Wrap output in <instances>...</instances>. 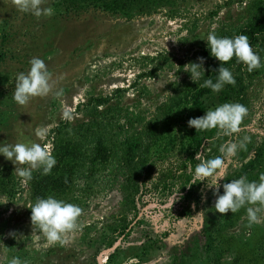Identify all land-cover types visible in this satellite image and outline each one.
<instances>
[{
	"label": "rangeland",
	"instance_id": "374dc122",
	"mask_svg": "<svg viewBox=\"0 0 264 264\" xmlns=\"http://www.w3.org/2000/svg\"><path fill=\"white\" fill-rule=\"evenodd\" d=\"M166 1L165 6L151 15L137 13L128 18L88 13L82 17L68 15L58 7L59 0H45L43 7L51 8L52 14L36 17L18 11L11 0H0V52L7 53L0 67V147L18 142L39 143L52 153V131L61 122L76 125L87 121L82 111L91 97L111 96L110 103L130 116L134 113L146 121L152 120L158 107L174 95L175 84L183 80L193 82L181 61L191 56L193 60L185 62L186 65L199 63L202 58L206 70L208 61L193 54V49L206 43L210 32L217 36L235 34L264 13V0ZM4 33L9 36L6 41ZM253 50L262 66L252 72L245 65L241 67L246 84L243 105L248 111L240 132L227 139L243 142L245 147L225 159V179L229 171L248 162L264 140V35ZM34 57L44 60L53 73L59 94L32 98L21 106L13 100L16 77L21 72L27 73ZM173 71L177 72V81L160 88ZM219 105L222 103L217 97L209 100L210 109ZM65 111L72 114L71 120L63 118ZM213 151L212 148L207 151L209 159L218 156ZM3 170H8L16 183L13 197L0 193V264H10L13 257H18L21 264L92 263L109 227L120 221L113 216L120 214L122 197L109 171L95 179L91 195L70 202L82 209L78 218L80 228L66 233L64 244L53 245L31 224V187L28 182L22 183L12 162L0 156V171ZM178 171L176 159L159 165L152 179L141 186L136 212L125 214L130 229L129 235L117 243L122 246L119 264H126L131 258L138 261L137 254H142L138 249L144 243L148 244V255L144 263L138 264L207 261L202 212L194 210L190 217H179L178 194L170 196L166 204L161 202L165 200L161 181L165 174ZM260 174H264V165ZM208 191V197H213V191L209 188ZM140 221L143 225H139ZM262 230L264 211L258 213L257 222L250 224L244 208L234 227L224 233L232 245L223 264H252L250 254L257 248L255 241L263 236ZM150 234L163 243L152 247L153 242L146 239ZM106 251L99 254L98 264L106 262L111 250ZM257 263L264 264V257Z\"/></svg>",
	"mask_w": 264,
	"mask_h": 264
},
{
	"label": "trees",
	"instance_id": "16d2710c",
	"mask_svg": "<svg viewBox=\"0 0 264 264\" xmlns=\"http://www.w3.org/2000/svg\"><path fill=\"white\" fill-rule=\"evenodd\" d=\"M166 4V0H59L58 7H62L64 13L77 17L88 13L95 16L131 18L137 13L151 15ZM241 34L248 37L252 48L258 45L260 36L264 35V13L235 34L226 33L218 37H235ZM2 37L6 41L9 36L4 33ZM209 51L207 42L193 49V54L208 61L204 75L197 83L183 80L180 84H175L174 95L158 107L152 120L146 121L141 115L134 113L130 116L119 106L110 103L111 96L91 97L83 105L82 113L87 121L76 125L69 121L61 122L52 131V155L57 163L48 175L42 174L40 169L32 172V179L28 182L32 189V205L38 198L48 196L67 203L74 202L80 196H89L95 179L106 171L112 175L117 184L116 190L122 197L120 214L113 216L120 221L109 227L106 233L109 235L101 242L93 256V262L89 264H98L99 254L106 249L111 251L105 264L120 263L122 246L117 243L129 235L130 229L125 214L136 212V200L142 193L141 186L152 179L155 169L175 159L179 162V171L165 174L160 183L165 191V200L161 202L166 204L170 196L178 194L181 201L177 210L179 217H190L194 210L202 212L206 264H223L226 255L230 253L232 244L224 233L234 227L244 208L236 213L221 215L214 208V196L208 197L210 192L206 181L192 184L195 166L200 163L194 159L196 153L202 152L204 158L209 159L207 151L212 148L213 153L221 156L219 148L229 137L218 136L216 130L196 131L189 127L188 121L190 118L203 116L210 109L209 100L214 97L222 104L243 105L246 84L241 70L242 63L233 57L228 63L220 65ZM6 55L5 51L0 52V67L5 62ZM188 60L193 58L187 56L186 60L180 62L181 66L184 67ZM220 66L232 72L235 85H225L219 93L200 87L206 79L216 81ZM263 165L264 140L254 149L248 162L243 163L240 169L228 172L223 183L241 176H246L249 181H257ZM9 173L8 170L0 171V193L13 197L16 182ZM82 182L84 183L81 184ZM220 193H223L222 185ZM139 225H143V222L140 221ZM261 232L263 236L255 241L257 248L250 254L252 256L249 262L252 264H258L264 257V230ZM146 239L153 242L154 248V245L163 243L153 234L147 235ZM101 248L104 250L101 251ZM138 251L142 254H137L136 257L140 263H144L148 255V244H142ZM235 262L238 263L239 260L236 259Z\"/></svg>",
	"mask_w": 264,
	"mask_h": 264
},
{
	"label": "clouds",
	"instance_id": "9594fccd",
	"mask_svg": "<svg viewBox=\"0 0 264 264\" xmlns=\"http://www.w3.org/2000/svg\"><path fill=\"white\" fill-rule=\"evenodd\" d=\"M11 2L21 13H29L36 17L50 16L53 12L51 8L43 7L45 0H11ZM204 41L207 42L210 54L220 62V65L228 63L235 57L247 67L249 72L262 66L259 55L254 52L248 37L243 34L235 37H218L210 32ZM183 70L190 73L192 81L197 83L205 73L203 59L201 58L199 63L190 62L184 65ZM176 73L169 72L159 87L163 88L165 84L177 81ZM235 83L232 72L220 66L216 81L206 79L200 87L210 88L212 92L219 93L225 85H235ZM53 93L59 94L56 91L53 73L47 68L44 60L38 57L32 58L27 73L21 72L16 77L13 100L23 106L32 98H44ZM164 93L169 94L166 91ZM247 111V108L240 103H224L209 109L201 117L190 118L188 125L196 131L216 130L218 136L234 137L240 132V125ZM63 118L71 120L72 114L65 111ZM244 147L243 142L229 139L219 148L221 156L205 159L202 152H197L194 159L200 163L195 166L192 184L206 181V186L216 196L214 208L221 215L236 213L241 208H246L247 218L251 224L257 222L258 213L264 211V174L260 175L258 182L249 181L246 176H241L223 183V193H220V181L225 179V159L234 157ZM0 156L12 162L22 183L31 181L32 172L38 169L42 170L44 175L50 174L57 163L51 151L39 143L18 142L4 145L0 147ZM30 209L33 228L42 232L50 244H64V235L80 228L78 218L82 214V209L75 204L48 196L38 198ZM10 264H21V261L18 257H13ZM126 264H138V261L131 258Z\"/></svg>",
	"mask_w": 264,
	"mask_h": 264
},
{
	"label": "bare ground",
	"instance_id": "6f19581e",
	"mask_svg": "<svg viewBox=\"0 0 264 264\" xmlns=\"http://www.w3.org/2000/svg\"><path fill=\"white\" fill-rule=\"evenodd\" d=\"M110 250H107L105 253H108ZM100 259H101V257H100Z\"/></svg>",
	"mask_w": 264,
	"mask_h": 264
}]
</instances>
